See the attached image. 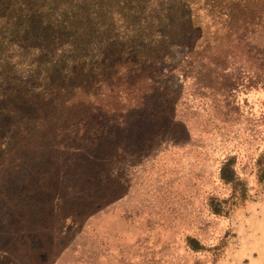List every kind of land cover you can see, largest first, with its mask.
Instances as JSON below:
<instances>
[{"label":"rangeland","instance_id":"rangeland-1","mask_svg":"<svg viewBox=\"0 0 264 264\" xmlns=\"http://www.w3.org/2000/svg\"><path fill=\"white\" fill-rule=\"evenodd\" d=\"M89 37L48 43L55 97L68 91L58 131L76 153L40 191L12 185L0 194L1 241L14 251L28 230L59 240L65 226L70 247L46 245L30 264H264L263 71L233 62L229 77L211 83L169 74V57H160L151 94L124 98L113 113L109 99L73 88L78 53L112 35ZM229 160L232 183L220 174Z\"/></svg>","mask_w":264,"mask_h":264},{"label":"trees","instance_id":"trees-1","mask_svg":"<svg viewBox=\"0 0 264 264\" xmlns=\"http://www.w3.org/2000/svg\"><path fill=\"white\" fill-rule=\"evenodd\" d=\"M105 31L112 37L96 52L78 53L73 88L86 98L109 99L113 113L124 98L151 94V64L160 57H169V74L211 83L229 77L224 71L233 62L264 73V0H0V194L12 185L25 194L40 191L49 173L75 156L58 131L68 91L55 97L44 62L53 54L48 43L86 44L89 35ZM220 174L234 181L231 160ZM64 227L59 240L56 231L28 230L14 251L1 241L3 228L0 256L5 264H30V255L46 245L64 252L71 243ZM188 241L196 248L195 239Z\"/></svg>","mask_w":264,"mask_h":264}]
</instances>
